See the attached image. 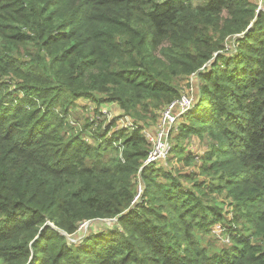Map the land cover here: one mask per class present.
Wrapping results in <instances>:
<instances>
[{"label":"trees","instance_id":"1","mask_svg":"<svg viewBox=\"0 0 264 264\" xmlns=\"http://www.w3.org/2000/svg\"><path fill=\"white\" fill-rule=\"evenodd\" d=\"M193 78L172 154L206 142L210 182L144 165L141 127ZM82 101L141 126L94 128ZM223 192L231 219L210 198ZM218 225L229 243L208 239ZM0 264H264L256 0H0Z\"/></svg>","mask_w":264,"mask_h":264},{"label":"built area","instance_id":"2","mask_svg":"<svg viewBox=\"0 0 264 264\" xmlns=\"http://www.w3.org/2000/svg\"><path fill=\"white\" fill-rule=\"evenodd\" d=\"M256 2L258 4V11L263 10L264 0H256ZM194 103L195 99L192 96L182 93L179 98L162 109L156 124L141 127L143 135L150 145L147 159L144 162L145 166L159 164L162 161L166 162L171 157L174 148L172 138L178 132L180 120L192 109ZM88 104H91L89 105V110L91 112L90 119L95 124L94 128H97L103 120H106V122L111 121H107V112L101 108L103 105L98 107L91 102H88ZM96 110L100 115L94 114ZM140 126L141 125L136 123L130 116L124 115L122 112V115L117 118L116 125L112 132L124 130L127 133H132L140 128ZM85 140L88 141V138H85ZM142 191L140 187V192L142 193ZM139 197L140 194L137 198Z\"/></svg>","mask_w":264,"mask_h":264},{"label":"rangeland","instance_id":"3","mask_svg":"<svg viewBox=\"0 0 264 264\" xmlns=\"http://www.w3.org/2000/svg\"><path fill=\"white\" fill-rule=\"evenodd\" d=\"M202 82L198 79V78H193L190 81H187L185 83H183V94L186 95H190L192 96L195 101L199 95V86H201ZM84 102V105H79L81 108H85L83 110H85V112L81 111L80 109L78 110V112L80 113V119L85 120L86 117H88V115H90V110H89V105L87 101H82ZM87 104V105H86ZM86 105V106H85ZM88 110H87V109ZM103 110H105L107 112V116L106 119L107 121L109 120H117V118H119L122 115V111H120V109L115 106L114 104H105L101 107ZM77 118V117H76ZM74 119V118H73ZM80 120V123H82ZM76 123V120L74 119V121ZM113 133V132H112ZM111 133V134H112ZM172 143L174 146V142H173V138H172ZM206 142H201V140L197 137L192 138L189 142H187L185 144V153L181 156H176L175 154H172L171 157L166 161V162H160L158 165L161 168H165L168 169L169 171L172 170L175 174H179V173H192L194 174V178H196V180H204L207 182H210V178L209 177H205L201 174L200 168H202V165L204 164L203 161V157L205 155L206 152ZM186 157H190V162H187L185 160ZM163 163V164H162ZM185 184L189 187H192V182L190 181H185ZM212 200V202L214 204H218L221 207H225L226 211L224 212L227 215V218L231 219L232 217H234L235 214L230 212L229 206L228 204L231 202V198H229L227 196L226 192L223 193H218V194H214L213 196L210 197ZM112 222H108V224H111ZM89 225H83L81 227V231L78 233V236L76 238H72V241H76V242H81L83 239L84 235H89L91 233V231L93 232V228H89ZM247 228H251L249 226H247ZM223 232V227L218 225L214 228L213 234L210 235L208 237V239H214V240H219V242L221 241V244L223 243H229V239L226 238V236H221ZM252 232H254L252 230ZM83 236H79V234H82ZM223 239H222V238Z\"/></svg>","mask_w":264,"mask_h":264},{"label":"crops","instance_id":"4","mask_svg":"<svg viewBox=\"0 0 264 264\" xmlns=\"http://www.w3.org/2000/svg\"><path fill=\"white\" fill-rule=\"evenodd\" d=\"M121 111V110H120ZM122 113V112H121ZM163 164V163H162Z\"/></svg>","mask_w":264,"mask_h":264},{"label":"water","instance_id":"5","mask_svg":"<svg viewBox=\"0 0 264 264\" xmlns=\"http://www.w3.org/2000/svg\"><path fill=\"white\" fill-rule=\"evenodd\" d=\"M250 28H252V27H250Z\"/></svg>","mask_w":264,"mask_h":264}]
</instances>
